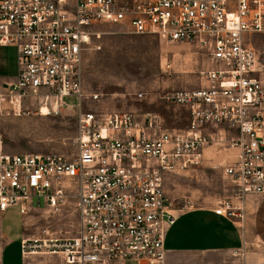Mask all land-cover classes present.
<instances>
[{
    "label": "built area",
    "instance_id": "built-area-1",
    "mask_svg": "<svg viewBox=\"0 0 264 264\" xmlns=\"http://www.w3.org/2000/svg\"><path fill=\"white\" fill-rule=\"evenodd\" d=\"M103 25L207 55L202 86L161 96L188 112L185 127L168 129L154 112L92 110L98 95L84 93L82 62ZM253 36L264 38V0H0V48L14 49L17 67L15 80L2 86L6 113L69 110L76 122L70 158L9 154L0 140V213L18 207L26 215L34 203L57 213L75 200L74 235L43 228L20 240L21 256L164 264L165 238L176 222L165 180L195 171L212 147L236 150L211 167L231 186L212 212L243 222V207L233 200L264 195V47L258 52ZM171 69L166 61L165 72Z\"/></svg>",
    "mask_w": 264,
    "mask_h": 264
},
{
    "label": "rangeland",
    "instance_id": "rangeland-1",
    "mask_svg": "<svg viewBox=\"0 0 264 264\" xmlns=\"http://www.w3.org/2000/svg\"><path fill=\"white\" fill-rule=\"evenodd\" d=\"M97 30L102 36L85 52L82 62L84 93L98 95V100L90 103L92 110L154 112L162 117L168 129L185 127L188 112L164 103L161 96L172 90L202 86L204 81L199 72L211 68L207 55L187 43L168 44L158 36L135 35L119 27L103 25ZM250 40L258 52L263 49L262 36H253ZM166 61L171 63L169 72L164 70ZM14 71V49L0 48V95L4 76ZM4 108L0 100V140L9 154H53L70 158L75 153L76 122L71 111L62 110L47 117L38 114L14 117ZM231 150L207 148L203 165L195 171L167 176L165 190L174 208H209L229 196V181L220 168L211 167L228 161L227 157L232 158ZM33 206L35 209L26 215H20L18 207L0 213V264H65L58 256H21L20 240L38 234L43 228L58 236H73L77 225L75 200H68L57 213L42 204L38 208L36 203ZM247 216L250 218V214ZM238 225L243 228V222L239 221ZM251 225L254 234L247 236L239 254H247L248 264H264V224L252 222Z\"/></svg>",
    "mask_w": 264,
    "mask_h": 264
},
{
    "label": "crops",
    "instance_id": "crops-1",
    "mask_svg": "<svg viewBox=\"0 0 264 264\" xmlns=\"http://www.w3.org/2000/svg\"><path fill=\"white\" fill-rule=\"evenodd\" d=\"M16 72L15 60V71L4 76L5 82L14 81ZM143 113L147 112L136 115ZM231 152L234 157L236 150ZM165 194L170 197L166 190ZM168 199L176 222L165 238L164 264H248L247 254H239V251L243 249L247 236L254 234L252 222L264 224V195L246 197L242 203L233 200L235 206L243 207V228L238 223L214 215L212 209L215 205L180 210L174 208L171 197Z\"/></svg>",
    "mask_w": 264,
    "mask_h": 264
},
{
    "label": "bare ground",
    "instance_id": "bare-ground-1",
    "mask_svg": "<svg viewBox=\"0 0 264 264\" xmlns=\"http://www.w3.org/2000/svg\"><path fill=\"white\" fill-rule=\"evenodd\" d=\"M41 112L44 113V114H47L46 108L45 107H42Z\"/></svg>",
    "mask_w": 264,
    "mask_h": 264
}]
</instances>
